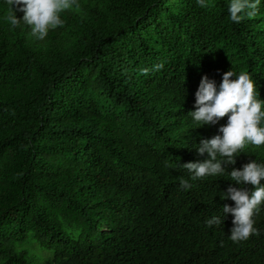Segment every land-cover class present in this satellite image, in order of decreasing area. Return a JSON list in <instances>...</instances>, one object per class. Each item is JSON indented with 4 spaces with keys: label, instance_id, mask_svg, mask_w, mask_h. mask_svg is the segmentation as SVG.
<instances>
[{
    "label": "trees",
    "instance_id": "1",
    "mask_svg": "<svg viewBox=\"0 0 264 264\" xmlns=\"http://www.w3.org/2000/svg\"><path fill=\"white\" fill-rule=\"evenodd\" d=\"M0 0V264H264V0Z\"/></svg>",
    "mask_w": 264,
    "mask_h": 264
},
{
    "label": "clouds",
    "instance_id": "2",
    "mask_svg": "<svg viewBox=\"0 0 264 264\" xmlns=\"http://www.w3.org/2000/svg\"><path fill=\"white\" fill-rule=\"evenodd\" d=\"M243 6L242 13L240 12L241 19H245V21H249L250 19L252 21H257L260 19V17H255L258 13H261L260 8L262 6V3L260 0H240Z\"/></svg>",
    "mask_w": 264,
    "mask_h": 264
},
{
    "label": "rangeland",
    "instance_id": "3",
    "mask_svg": "<svg viewBox=\"0 0 264 264\" xmlns=\"http://www.w3.org/2000/svg\"><path fill=\"white\" fill-rule=\"evenodd\" d=\"M55 0H30V10L32 14L41 15V18L47 19L48 13L46 10V4H51Z\"/></svg>",
    "mask_w": 264,
    "mask_h": 264
}]
</instances>
